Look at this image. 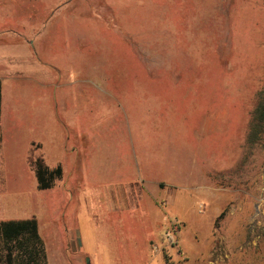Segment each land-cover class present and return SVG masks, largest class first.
I'll return each mask as SVG.
<instances>
[{
  "label": "rangeland",
  "instance_id": "rangeland-1",
  "mask_svg": "<svg viewBox=\"0 0 264 264\" xmlns=\"http://www.w3.org/2000/svg\"><path fill=\"white\" fill-rule=\"evenodd\" d=\"M0 44V221L47 264H264V0H0Z\"/></svg>",
  "mask_w": 264,
  "mask_h": 264
},
{
  "label": "trees",
  "instance_id": "trees-1",
  "mask_svg": "<svg viewBox=\"0 0 264 264\" xmlns=\"http://www.w3.org/2000/svg\"><path fill=\"white\" fill-rule=\"evenodd\" d=\"M257 97L247 135L249 147H254L264 137V88L258 91ZM2 100L3 84L0 80V119ZM34 165L40 190L51 189L63 177L64 168L61 164L51 167L43 158H38ZM224 215L225 212H222L219 219ZM0 264H47L46 247L36 218L0 221Z\"/></svg>",
  "mask_w": 264,
  "mask_h": 264
},
{
  "label": "crops",
  "instance_id": "crops-1",
  "mask_svg": "<svg viewBox=\"0 0 264 264\" xmlns=\"http://www.w3.org/2000/svg\"><path fill=\"white\" fill-rule=\"evenodd\" d=\"M5 43H7V41L6 42H4L3 43V45L5 44ZM2 44H0V51L2 50V46H3ZM4 51H5V49H4ZM1 80V79H0ZM152 80V79H151ZM53 84V83H52ZM2 102H3V100H2ZM2 111H3V109H2ZM2 116V115H1ZM0 121H1V119H0ZM1 126V125H0ZM79 135H83L84 137H85V135L83 134V133H78ZM85 139H86V137H85ZM86 141H87V139H86ZM87 145L86 146H88V151H87V156H86V159H87V157H88V159H87V167H88V165H89V163H90V160H91V158H92V156L90 155V151H91V148L93 149V153L95 154L96 153V149L98 148V147H96L95 145H93V144H90V142H88L87 141ZM93 146H95V147H93ZM83 155L84 154H82V158H83ZM84 163V162H83ZM85 164V163H84ZM90 166H91V164H90ZM87 167L86 166H84V168H86L87 169ZM93 179H97V177L96 178H93ZM116 185H109V187H108V191H110V194H108V196L110 195V196H112L113 195V193H115V196L117 197V198H119L120 199V201H124V200H126V189H128L127 187H125L124 185H122L120 182H117L116 181ZM147 183H154L155 185L154 186H156V181L155 182H152V181H147ZM147 183L145 184V185H143V186H140V188H143L144 190H146V194L147 193H149V191H153L150 187H148V185H147ZM159 184V183H158ZM159 186H160V184H159ZM145 195V194H144ZM150 196H152L153 198H155V200H156V195H150ZM145 201H146V196H144V198H143V203H145ZM156 202V201H155ZM116 245V244H115ZM119 245V244H118Z\"/></svg>",
  "mask_w": 264,
  "mask_h": 264
},
{
  "label": "built area",
  "instance_id": "built-area-1",
  "mask_svg": "<svg viewBox=\"0 0 264 264\" xmlns=\"http://www.w3.org/2000/svg\"><path fill=\"white\" fill-rule=\"evenodd\" d=\"M173 226H174L173 229H171V230L169 229V230L166 232V237H167L168 240H170V239L172 238V233H174V231L178 229V227L175 226L174 224H173Z\"/></svg>",
  "mask_w": 264,
  "mask_h": 264
}]
</instances>
